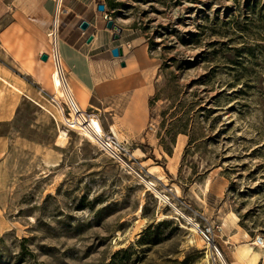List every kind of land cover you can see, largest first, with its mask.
I'll return each instance as SVG.
<instances>
[{"label":"rangeland","instance_id":"obj_1","mask_svg":"<svg viewBox=\"0 0 264 264\" xmlns=\"http://www.w3.org/2000/svg\"><path fill=\"white\" fill-rule=\"evenodd\" d=\"M106 1L154 62L127 140L157 190L67 129L40 88H0V264H222L157 194L217 225L233 264L224 239L264 242V0Z\"/></svg>","mask_w":264,"mask_h":264},{"label":"crops","instance_id":"obj_2","mask_svg":"<svg viewBox=\"0 0 264 264\" xmlns=\"http://www.w3.org/2000/svg\"><path fill=\"white\" fill-rule=\"evenodd\" d=\"M99 4L104 5L103 11L98 10ZM54 10V0H0L3 97L11 95V88L28 89V83L51 93L49 74L40 72L50 61L41 56L49 51L48 31ZM109 19L120 27L117 40L113 39L114 31L106 28ZM82 20L89 22L85 31L79 28ZM89 36L92 39L88 42ZM115 46L122 48L121 56L112 55ZM59 53L69 88L80 107L93 112L106 132L133 139V130H140L147 119V100L154 85L150 79L154 62L146 44L133 38V25L120 22L106 0H62ZM9 104L3 101L0 119L10 118ZM133 122H137L135 129Z\"/></svg>","mask_w":264,"mask_h":264},{"label":"built area","instance_id":"obj_3","mask_svg":"<svg viewBox=\"0 0 264 264\" xmlns=\"http://www.w3.org/2000/svg\"><path fill=\"white\" fill-rule=\"evenodd\" d=\"M54 1L55 10L53 23L48 31L50 47L47 56L48 59L52 61L55 70L59 73V77L65 89V95H58L55 90L52 93H48L40 89L39 93L42 97L47 98L54 110L62 116L63 123L67 129L83 133L84 136L94 142L98 149L113 160L120 168L143 182L149 190L156 191L157 189L154 183L148 180V176L144 172V166L133 154L130 143L124 139L118 138L110 131H104L98 117L93 112L81 108L75 101L65 77L59 53V16L62 12V0ZM105 18H107V15ZM93 118L98 120L101 128H97L92 124ZM163 196L174 211L178 213L182 219L186 220L189 225L193 226L201 240L208 245L212 259L215 262L219 261L222 264H227L216 242V233L219 227L207 221L205 218V221L198 219L201 218V216L197 212H194V217L186 215L184 209L181 207L178 208L177 204L172 203L168 196L164 194ZM257 241L258 244L261 243L260 238H258Z\"/></svg>","mask_w":264,"mask_h":264},{"label":"bare ground","instance_id":"obj_4","mask_svg":"<svg viewBox=\"0 0 264 264\" xmlns=\"http://www.w3.org/2000/svg\"><path fill=\"white\" fill-rule=\"evenodd\" d=\"M51 81H52V85H53L54 90H57V92H59V94H61V95H65V89H64L62 81L59 77V73H58V71L55 70V68L51 73ZM92 124L94 126H96L97 128H101V126H100V124L96 118H93ZM59 138L61 140L65 139L66 138V132L62 131L60 133ZM157 196L160 199H163L162 194L161 195L157 194ZM192 229H194L193 226H192ZM224 232L227 233L226 230H224ZM247 237L248 236H247L246 232H241L239 234L237 233L235 235L229 236L227 240L224 239L223 242L226 245H228V244L231 245L230 246V257L233 261V264H258L263 259V253H264V242H263V240H261L260 244L257 243L258 239H256V241H254V242L248 243V242H246ZM241 238H243L244 240H241Z\"/></svg>","mask_w":264,"mask_h":264},{"label":"water","instance_id":"obj_5","mask_svg":"<svg viewBox=\"0 0 264 264\" xmlns=\"http://www.w3.org/2000/svg\"><path fill=\"white\" fill-rule=\"evenodd\" d=\"M98 10L99 11H103L104 10V5L103 4H99L98 5ZM89 27V22L82 20L79 24V28L83 31H85L87 28ZM106 28L113 30L114 34H113V39L117 40L119 39L120 35H119V31H120V27L116 24V22L113 19H109L106 23ZM92 39V36L88 37V42ZM111 53L113 56H121L122 55V48L119 46H115L111 49ZM48 58V56L46 54H43L41 56V59L46 61Z\"/></svg>","mask_w":264,"mask_h":264}]
</instances>
